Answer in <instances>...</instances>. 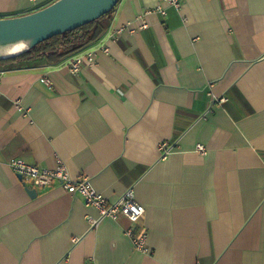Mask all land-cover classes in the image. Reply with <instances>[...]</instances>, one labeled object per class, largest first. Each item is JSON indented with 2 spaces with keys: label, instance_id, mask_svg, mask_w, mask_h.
Wrapping results in <instances>:
<instances>
[{
  "label": "crops",
  "instance_id": "crops-1",
  "mask_svg": "<svg viewBox=\"0 0 264 264\" xmlns=\"http://www.w3.org/2000/svg\"><path fill=\"white\" fill-rule=\"evenodd\" d=\"M55 1L0 0V19ZM100 24L61 62L0 64V264H264V0H121ZM13 158L60 159L108 201L134 189L145 214L102 218L60 186L33 196Z\"/></svg>",
  "mask_w": 264,
  "mask_h": 264
},
{
  "label": "built area",
  "instance_id": "built-area-1",
  "mask_svg": "<svg viewBox=\"0 0 264 264\" xmlns=\"http://www.w3.org/2000/svg\"><path fill=\"white\" fill-rule=\"evenodd\" d=\"M171 7L182 9L184 7V0H166ZM159 11L161 14L166 15L167 10L165 7L160 6ZM142 21L138 29L132 30L136 32L148 27V23L144 18V15L140 17ZM125 28L118 30L116 38L124 32ZM105 51L107 49H104ZM86 58L89 61L95 59L94 53H88L86 57L77 56L69 63L70 70L73 73L80 72ZM213 96V95H212ZM214 99H216L213 96ZM219 102H224L225 98L218 99ZM162 151V158H167L172 151V147L168 146V143L164 142L160 145ZM198 151L201 153L206 152L204 145H198ZM8 166L16 174L25 187H32L34 189L48 190L56 186L62 187L67 193L80 196L84 199L86 205L95 207L99 210L100 216L109 217L114 220H118L120 217H126L133 225L136 224L142 216L145 214L146 207L140 204L135 197L134 189H129L124 195H122L116 201H108L101 193H99L94 187L90 177L81 175L77 179L72 178L67 165L58 160L55 168L47 169L41 168L37 165L31 164L23 158H13L9 161ZM92 224L96 221L91 220ZM127 235L132 239L136 249L143 252L149 251L148 236L135 234V228L131 227L127 229Z\"/></svg>",
  "mask_w": 264,
  "mask_h": 264
},
{
  "label": "water",
  "instance_id": "water-1",
  "mask_svg": "<svg viewBox=\"0 0 264 264\" xmlns=\"http://www.w3.org/2000/svg\"><path fill=\"white\" fill-rule=\"evenodd\" d=\"M121 0H57L35 12L0 19V48L23 42L26 50L1 54L0 62L19 57L44 41L76 30L114 10ZM35 196L37 191L30 190Z\"/></svg>",
  "mask_w": 264,
  "mask_h": 264
},
{
  "label": "trees",
  "instance_id": "trees-1",
  "mask_svg": "<svg viewBox=\"0 0 264 264\" xmlns=\"http://www.w3.org/2000/svg\"><path fill=\"white\" fill-rule=\"evenodd\" d=\"M115 10L116 8L102 18L81 28L52 37L27 53L16 58L1 61L0 64L21 63L39 58L46 59L48 63H58L67 57L76 56L101 38L105 27L101 26L100 22L102 19L113 14Z\"/></svg>",
  "mask_w": 264,
  "mask_h": 264
},
{
  "label": "bare ground",
  "instance_id": "bare-ground-1",
  "mask_svg": "<svg viewBox=\"0 0 264 264\" xmlns=\"http://www.w3.org/2000/svg\"><path fill=\"white\" fill-rule=\"evenodd\" d=\"M25 50H26V44L23 42H20V43H16L10 46H5V47L0 48V53L3 55L5 54L14 55V54H19Z\"/></svg>",
  "mask_w": 264,
  "mask_h": 264
}]
</instances>
